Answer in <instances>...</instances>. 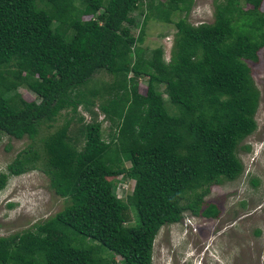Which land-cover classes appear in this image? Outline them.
Listing matches in <instances>:
<instances>
[{
    "label": "trees",
    "instance_id": "trees-1",
    "mask_svg": "<svg viewBox=\"0 0 264 264\" xmlns=\"http://www.w3.org/2000/svg\"><path fill=\"white\" fill-rule=\"evenodd\" d=\"M190 1L0 0V134L33 143L42 125L71 114L42 140V157L31 144L0 173L1 191L9 177L38 169L64 202L0 237V264H151L162 226L185 212L217 217L202 199L241 175L235 151L255 129L258 91L247 63L264 53V0H213L211 24L174 23L167 62L160 47L146 54L147 21L170 24ZM100 72L111 78L103 95L93 80ZM94 106L108 123L106 140ZM118 176L133 181L123 199L107 181Z\"/></svg>",
    "mask_w": 264,
    "mask_h": 264
},
{
    "label": "rangeland",
    "instance_id": "rangeland-1",
    "mask_svg": "<svg viewBox=\"0 0 264 264\" xmlns=\"http://www.w3.org/2000/svg\"><path fill=\"white\" fill-rule=\"evenodd\" d=\"M164 2L166 0H157ZM264 7V1L260 11ZM245 8V7H244ZM246 6L245 9H248ZM87 20V17H83ZM138 24L131 30V35L138 33ZM184 19L188 24H211L213 21V0H191L187 14L173 12L170 24L148 20L143 27V42L141 47L148 51L160 47L162 59L167 62L171 48L174 23ZM252 81L258 91V103L253 120L254 131L247 136L236 148V157L243 166L241 175L231 181H222L209 187L202 199V208L213 205L218 215L214 219L192 216L184 213L180 222L162 226L154 238L151 264H264V53H257L256 62L247 63ZM98 83L96 90L104 94L101 87L108 86L110 76L103 72L94 75ZM138 91L143 94L146 78L137 80ZM93 81L89 84L92 88ZM18 94L27 102L35 101L33 94L24 89H18ZM89 98L94 105L99 99ZM164 98V96H163ZM101 137L107 139L108 123L98 112ZM76 115L88 121V116L79 107ZM69 110L59 113L54 123L49 127L42 125L33 143L27 138L13 139L0 134V173H5V167L15 155L32 144L38 155L42 157V140L58 129L65 120L69 119ZM73 117L70 125V136L76 134ZM247 146L248 150L243 147ZM42 161V158H41ZM127 166V164H126ZM37 167H41L38 162ZM115 183V194L124 198L131 192L133 181L120 176L108 178ZM256 181V185H251ZM8 205H11L8 207ZM64 206L62 199L57 197L48 186L47 177L40 170L28 171L22 175L9 177L5 187L0 191V237L19 233L30 228L46 218L60 212ZM131 216V214H130ZM258 231V235H255Z\"/></svg>",
    "mask_w": 264,
    "mask_h": 264
},
{
    "label": "clouds",
    "instance_id": "clouds-1",
    "mask_svg": "<svg viewBox=\"0 0 264 264\" xmlns=\"http://www.w3.org/2000/svg\"><path fill=\"white\" fill-rule=\"evenodd\" d=\"M182 217H183V216H182ZM181 219H182V218H181ZM180 221H181V220H180ZM180 221H179V222H180ZM169 225H170V224H169Z\"/></svg>",
    "mask_w": 264,
    "mask_h": 264
}]
</instances>
